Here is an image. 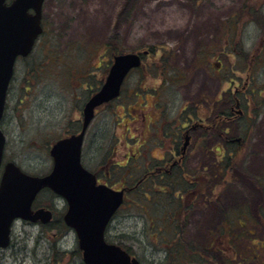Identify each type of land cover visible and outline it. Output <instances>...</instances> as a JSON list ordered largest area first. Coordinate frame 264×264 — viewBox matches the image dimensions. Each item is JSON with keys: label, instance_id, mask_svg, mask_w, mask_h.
Returning <instances> with one entry per match:
<instances>
[{"label": "rangeland", "instance_id": "374dc122", "mask_svg": "<svg viewBox=\"0 0 264 264\" xmlns=\"http://www.w3.org/2000/svg\"><path fill=\"white\" fill-rule=\"evenodd\" d=\"M125 1H44L45 31L32 55L15 66L7 104L19 117L9 125L4 160L14 162L28 174L49 173L52 166L49 148L64 134L69 121L78 117L76 111L87 95L85 87L90 84H84L82 75H92L94 83L102 76L105 78L116 53L148 50L150 54L143 60L145 66L132 71L123 87V96L130 95L129 114L138 113L133 110V103H140L141 96H132L143 87L148 91L155 89L167 101V119L171 123L168 133H174L187 116L193 119L190 124L197 122V116L207 117L210 124L217 113L229 112L223 104L214 110L213 99L223 96L230 100L231 90L243 89L247 83V91L238 96L241 106L236 111L241 113H235L237 119L232 124L221 121L219 127L221 136L228 140L245 137L244 146L232 156L230 153L236 146L230 147L229 141L223 143L221 138L210 139L204 148L201 146L203 149L193 144L187 150L186 165L188 171L196 173L204 168L205 174L211 175L217 170V160L223 164L230 154L236 158L238 172L243 168L242 172L260 183L264 179V49L260 48L261 41L264 44V0H136L130 15L118 25L116 17ZM115 36L117 50L111 48L114 44L107 45ZM215 63H220V71ZM146 99L143 114L133 124L128 123L129 117L121 111L120 102L104 107L94 123L104 124V145L100 146L104 149L89 144L84 147L83 163L93 168L104 155V170L109 162L125 164L126 160L124 163L122 160L128 150L122 145L124 142L129 143L133 152L141 153L139 161L130 165L138 166L139 171L115 167V174L104 177V183L116 189L132 186L145 171L151 156L159 157L158 150L163 146L154 136L147 146L138 149L132 145L134 138L142 142L141 130L144 135L149 134L148 124L153 121L150 106L154 98L147 94ZM149 130L152 134V128ZM127 137L133 139L124 141ZM228 179L219 174L209 177L205 181V195L195 198L193 205L183 202L192 192L186 190L187 183L184 185L182 180L176 181L177 188L166 201H158L157 196L147 200L143 192L142 195L126 193L125 204L106 231L107 241L128 248L141 264H169L164 262L163 247L172 238L171 226L179 227L186 241L208 245L212 235L226 225L227 216L232 223L240 219L244 228L237 229L236 223L234 227L243 240L234 242V249L225 252L224 257L210 251L205 256L206 264H234V261L261 264L264 249L260 252L259 247L264 242V228L240 216V209L247 204L245 193L239 182L230 184ZM37 203L56 205L49 227L43 230L37 224L15 221L10 246L0 249V264H83L75 253L74 232L60 228L61 201L42 193ZM259 206L264 219V202ZM174 215L178 219L171 223ZM167 222L170 226L165 229ZM198 259V264H205L202 252Z\"/></svg>", "mask_w": 264, "mask_h": 264}, {"label": "water", "instance_id": "95a60500", "mask_svg": "<svg viewBox=\"0 0 264 264\" xmlns=\"http://www.w3.org/2000/svg\"><path fill=\"white\" fill-rule=\"evenodd\" d=\"M6 1L0 0V120L15 61L31 52L42 32L44 0H13L9 5ZM139 65L137 54L114 57L104 84L84 106L80 134L59 140L50 148L52 169L47 175H29L14 162L4 164L0 177V249L9 246L14 221L47 224L51 220L50 211L31 209L37 194L48 189L66 203L63 222L75 234L83 264H140L122 248L105 240V230L123 203L124 190L97 185L95 177L80 162L84 131L94 109L117 98L127 73ZM4 145L0 130V167Z\"/></svg>", "mask_w": 264, "mask_h": 264}, {"label": "flooded vegetation", "instance_id": "af4514ba", "mask_svg": "<svg viewBox=\"0 0 264 264\" xmlns=\"http://www.w3.org/2000/svg\"><path fill=\"white\" fill-rule=\"evenodd\" d=\"M13 0H9V3L12 2ZM42 24V28H43V32L42 34L39 36L38 41L36 44H38L40 38L42 37L43 33H44V23L43 20L41 21ZM35 47V46H34ZM33 53H30V55H28L27 57H19L16 60V63L19 60L25 61L27 58H29ZM140 53V52H138ZM150 54V53H149ZM147 56L143 55L141 56L142 62L141 65L138 69H141L145 66V64L143 65V60L144 58H146ZM16 66V64H15ZM215 67H217L218 71H220V69L222 68L220 63H215ZM16 71L14 68V73H13V77L12 80L10 82L8 91H7V96H6V101H5V108H4V112H3V116L0 122V129L3 132L5 139L7 137V133H8V129H9V125H11L12 120L14 121V119H16L18 116V114L16 113L15 109L11 108L10 106H8L7 101H8V97L10 94V87H11V83L14 79V75H15ZM132 73V71H130L124 81V84L126 82V80L128 79V77L130 76V74ZM92 75H82V79L84 80V84L89 83L90 85H86L85 87V92H87V95L84 98V101L82 102V107L77 109V113H78V117L73 118V120L69 121L67 129L65 130L64 134L59 136L58 139L55 140H61L64 138H68L70 136L73 135H78L80 134L82 127H83V109L85 104L88 102V100L99 90V88L102 86L103 82H104V76H102L100 79H96L95 82H92ZM232 82V81H229ZM165 85H168L169 83L167 82V79H165L164 81ZM123 84V87H124ZM247 83H245V87H243V89H237V87L234 88V90H231V94H232V98L230 100L226 99L223 96H219V98L217 100L213 99L214 101V110L216 108H220L221 104L223 105H227L229 108V116H225V115H221L220 113H217V115L215 117H213L212 121L210 122V124L207 123V117H205L204 119H202L201 117L197 116V122L195 124H190V122L193 121V119L189 116L185 117V119H182L179 123V126L176 128V133H168V126L171 124L169 119H167V113H168V109H167V101L164 100V98L161 96V94H158V91H156L155 89H152V91H148L143 87H139V91L133 93L132 98H138L139 96L141 99L140 103H133L134 106L133 107L134 111H137L138 113L136 114V116L134 115H130L129 114V109H131L130 104L127 102V99H129L130 95H126V97L123 96V87L121 89L120 95L119 97L114 100L113 102L107 103L104 105L101 104L100 106H97L94 109V115L93 118L90 120L89 124L87 125L85 131H84V135H83V139H82V148H81V163L83 165V167L88 170L96 179V183L98 185H109L108 182L105 181L104 183V177L107 178L109 176H111V174H115L113 171H115V167L116 168H123L126 167L128 169H130V171H132V169L139 171V167L134 165V166H130L132 164V162H137L139 161V158L142 157L141 153L138 151L133 152L134 150H132L131 148H129V143H122V145H124L125 148H127L128 152L126 155H122L123 156V160L122 162L124 163L125 160V164L121 165V163H110L107 165V167H105L104 170V155L101 159V162L99 165L94 166L93 168H90L88 166H86L85 163H83V150L84 147L86 145H97L98 147L103 146L104 145V129H103V122L100 121L99 123L95 124V121L98 119L100 113L102 111H104V107L111 105L112 103H114L115 101L120 102V106L122 108L121 111L126 112V114L129 117V124H133V123H137L138 122V118L137 117H141V115L143 114L144 110H143V106L147 103V99H146V95L148 94L149 96H151V98H154V101H151V106H150V110L153 112L152 115V122L150 124H148L149 128H148V132L147 135H144L143 131L141 130L140 132V136L143 137L142 142L139 139H133V137L130 138H125L124 141L127 140H132V145L137 146L138 149L140 147H144L147 146L150 142V140L152 139V136H154V139L159 141L163 146L162 148H160L158 150L159 152V157L157 156H151V158L149 159L150 162L148 164V166H146L144 169L145 171L143 172V174L139 177V179L136 181V183L134 184V188L136 190V192L138 191H143L144 194H146L145 196L148 197V200L152 199V197L154 196V198H156V196L158 197V201H166L168 200V198H170L173 195V185L176 184V181H185V184H189L191 185V192L192 194L188 195L187 198L185 199V203H188V205H193L194 204V200L196 198V196L198 194H200L203 197L204 194V183L206 180L209 179V177L211 178L210 174L207 175L205 174V170L204 168H201V171H197L196 173H193L192 170L188 171V165H186V162L188 160V153L187 150L190 147V145H197L198 149H203L204 145L207 141H210V139H220L221 138V134L219 131V127L222 122H228V123H233L235 122V120L237 119V115L236 114H240L241 111H236V108L240 109L241 106V101H240V95H242L243 93H245L247 91ZM80 87H82L80 85ZM138 101V99H137ZM197 111V110H196ZM219 112V111H217ZM198 114V111L196 112ZM236 113V114H235ZM204 116V115H203ZM202 116V117H203ZM121 118V117H119ZM144 119H146V116H143ZM103 124V125H102ZM99 125V126H98ZM153 130V133H150L151 129ZM100 129V130H97ZM128 130V129H126ZM136 130V129H134ZM130 131V130H129ZM150 135V137L148 136ZM229 141L230 144H234L236 146V151L240 148H242V146H244L246 138L245 137H237L236 139H231V140H227ZM54 142V143H55ZM195 142V143H194ZM137 144V145H136ZM219 144V143H218ZM203 148H202V147ZM101 149H104L102 147H100ZM147 155V154H145ZM145 158V156H143ZM143 158V159H144ZM152 160V161H151ZM217 162L219 163V160H217ZM99 163V162H98ZM139 165V164H137ZM127 169V170H128ZM192 173V174H191ZM209 176V177H208ZM188 177H192L194 178L193 181L191 180H186L185 178ZM147 185V187H150L149 189L145 188V186ZM114 188V187H113ZM122 189H125V191H130L131 188H127V187H121ZM119 188V189H121ZM200 192V193H199ZM39 197V196H38ZM35 200L34 203L32 204V209L33 210H37L39 208H44L46 210H50L52 212V219L55 216V211H56V205L55 204H49V205H43V204H39L38 202ZM181 199H183V197H181ZM170 200V199H169ZM157 204V201H156ZM166 208V207H165ZM66 210V205L61 201V212H64ZM187 213V211H186ZM63 220V213L61 215V221ZM37 224H40L39 222Z\"/></svg>", "mask_w": 264, "mask_h": 264}, {"label": "trees", "instance_id": "16d2710c", "mask_svg": "<svg viewBox=\"0 0 264 264\" xmlns=\"http://www.w3.org/2000/svg\"><path fill=\"white\" fill-rule=\"evenodd\" d=\"M135 1L136 0H126L125 1L122 10L117 14V17H116L118 25H121L125 21V18L130 15L131 11L133 10V6L135 4ZM245 8L247 9V6H245ZM248 15H250L249 12H248ZM116 38H117V36H115L111 40H108L107 45L111 46V44H114L111 48H116L117 47L116 43H118V41H116ZM260 48L262 50L264 49V44L262 45V41H261ZM116 50H117V48H116ZM152 50L153 49L151 48L150 51L152 52ZM254 96H257V94ZM224 115L229 116V112H226ZM221 140L223 141V143H225L224 141H227L228 139H227V137L222 135ZM226 144H228V143H226ZM229 146L231 147V144ZM238 152H239L238 150L237 151L234 150L230 154L232 156H234L235 154H238ZM230 154H228L226 156L227 158L224 159L223 164L218 163V167H216L217 168L216 172H214V174H211L210 176H216L219 174L221 178L222 177H226V178L229 177L230 179H228L227 182L230 184H232V182H234V181L239 182L241 184L242 191L245 193V200L247 202L246 205L249 207L248 208L245 205V207L241 208L240 209L241 210L240 216H242L243 218H245L248 221H253L254 225H261L264 228V219L262 217L263 214H261L262 208L260 209V206H259L260 204H262V202H264V179H262L260 181V183H257V180H255L256 178H254V177L250 178L249 175H247L245 172H242V170H244L243 168L241 169V173L238 172L239 167L237 166L238 163L237 164L235 163L236 158L231 157ZM248 179H251L252 181H249ZM134 184H132V186H130V187H127V188H131V190L128 193H132V194L135 193L136 195H142L143 194V196L148 200V197L145 196L143 191L136 192V190L134 188ZM181 185L183 186V184H181ZM184 185H186V184L184 183ZM175 187L177 188V186L174 184L173 189ZM190 187H191V185L187 184L186 190H190L191 189ZM206 188H207V183L204 184V190ZM43 193L44 194L48 193L53 199H55V196L52 193H50L48 191H45ZM140 193H142V194H140ZM203 195H205V194H203ZM199 196H200V194H198L196 196V199ZM135 197L137 199L138 196H135ZM125 202H126V199H125L123 204H125ZM122 207L120 208V210L122 209ZM176 215H179V214L177 213ZM176 215H174L173 218L171 217V219H170L171 223H173V221L178 219L176 217ZM235 216L237 217L236 214H235ZM224 218H225L224 221H225L226 225H224V226L222 225V230L219 229L217 234L212 235L211 243H209L208 245L203 244L200 246L193 241H186L183 238V235H182L183 232L181 231V229L179 227L171 226V228H173V229H171V232H173L172 238H170V240L168 239L165 242L164 247H163L164 251H165L164 262L165 263L169 262V264H192V263L198 264V260H199L198 257L200 255V253L202 252L203 257L205 258L203 260V262L206 264V262H205L206 257L205 256L208 257L210 255L209 254L210 251L212 253L213 252L221 253V255L223 256L225 254V252H227L229 250H233L234 249L233 248L234 242H237L239 239L243 240V237L235 231L236 228L234 226L238 225L237 229H243L244 226H243V224L240 223V219H238V218L233 223L230 220V218H228L227 216ZM60 220H61V218H60ZM60 223H61V221H60ZM235 223H236V225H235ZM63 225L64 224H61L60 228H65V226H63ZM168 225H169V223L167 222L165 229L168 228ZM39 226L43 230H45V228L49 227L47 225H41V224ZM224 244H225V246H224ZM117 245L122 247L130 255L133 256V253L128 248H126L125 246H123L121 244H117ZM263 245H264V242H263ZM263 245L259 247L260 252H262L261 250L264 249ZM255 251H258V249H256ZM56 253H59V252L56 251ZM75 253L77 254V256H79L81 258V254H80V251L78 249H76ZM235 254L237 255V253H235ZM256 255L254 254L255 258H257ZM263 257H264V255H263ZM200 258H202V257H200ZM260 263L264 264V259L261 260ZM159 264H162V263H159ZM234 264H236V261H234Z\"/></svg>", "mask_w": 264, "mask_h": 264}]
</instances>
